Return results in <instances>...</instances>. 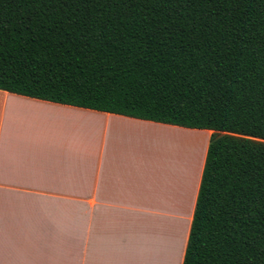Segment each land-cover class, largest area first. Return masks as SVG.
I'll return each mask as SVG.
<instances>
[{
    "label": "trees",
    "instance_id": "1",
    "mask_svg": "<svg viewBox=\"0 0 264 264\" xmlns=\"http://www.w3.org/2000/svg\"><path fill=\"white\" fill-rule=\"evenodd\" d=\"M0 89L211 130L182 264H264V0H0Z\"/></svg>",
    "mask_w": 264,
    "mask_h": 264
},
{
    "label": "crops",
    "instance_id": "2",
    "mask_svg": "<svg viewBox=\"0 0 264 264\" xmlns=\"http://www.w3.org/2000/svg\"><path fill=\"white\" fill-rule=\"evenodd\" d=\"M211 132L0 89V264H182Z\"/></svg>",
    "mask_w": 264,
    "mask_h": 264
},
{
    "label": "rangeland",
    "instance_id": "3",
    "mask_svg": "<svg viewBox=\"0 0 264 264\" xmlns=\"http://www.w3.org/2000/svg\"><path fill=\"white\" fill-rule=\"evenodd\" d=\"M4 129H6V127H4ZM202 134H199V136H201ZM184 153H187V148H184Z\"/></svg>",
    "mask_w": 264,
    "mask_h": 264
}]
</instances>
